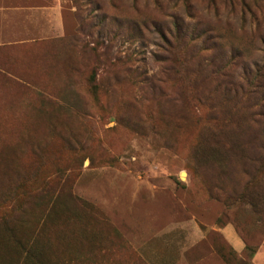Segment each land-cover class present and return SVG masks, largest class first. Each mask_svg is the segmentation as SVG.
<instances>
[{
	"label": "rangeland",
	"instance_id": "374dc122",
	"mask_svg": "<svg viewBox=\"0 0 264 264\" xmlns=\"http://www.w3.org/2000/svg\"><path fill=\"white\" fill-rule=\"evenodd\" d=\"M77 3L81 17L61 0L64 34L0 47V264H128L131 236L159 220L169 222L168 236L192 233L193 217L209 238L202 247L223 252L228 264H264V213L256 211L264 202L244 198L249 181L259 184L255 196L264 194V125L249 119L264 92L255 76L264 68V19L244 21L229 0ZM263 5L253 9L264 16ZM175 16L215 30L222 45L182 49L168 75L163 35L170 38ZM106 49L131 54L139 75L115 79ZM237 50L230 78L252 95L226 99L198 64L227 63ZM148 77L164 82L155 87ZM223 124L230 140L202 134ZM182 220L183 230L171 228ZM214 222L236 227L241 253L208 231Z\"/></svg>",
	"mask_w": 264,
	"mask_h": 264
},
{
	"label": "crops",
	"instance_id": "0c3cea01",
	"mask_svg": "<svg viewBox=\"0 0 264 264\" xmlns=\"http://www.w3.org/2000/svg\"><path fill=\"white\" fill-rule=\"evenodd\" d=\"M64 7L61 0H0V47L64 34L67 29ZM190 221L196 224L192 233H170L168 236L164 229L168 225L170 228L169 222L159 220L145 233L131 236L128 264H228L223 252L215 247H202L201 240L209 238L201 232L196 217ZM171 223L175 230L184 229V220L175 227L174 222ZM217 229L234 251L244 250L245 242L232 223L222 226L208 223L209 232ZM260 253H256V258L261 257Z\"/></svg>",
	"mask_w": 264,
	"mask_h": 264
},
{
	"label": "trees",
	"instance_id": "16d2710c",
	"mask_svg": "<svg viewBox=\"0 0 264 264\" xmlns=\"http://www.w3.org/2000/svg\"><path fill=\"white\" fill-rule=\"evenodd\" d=\"M72 5L76 7V13L78 14L79 11L81 13V8L79 7L77 0H71ZM232 5H240L242 7L241 9V18L244 21H248L250 23H254L256 25H259L264 19L263 14H258L253 7L256 6L258 7L264 0H229ZM261 1V3H260ZM183 2H186V0H183ZM264 6V5H263ZM261 6V8L263 7ZM98 8L101 9V6L98 5ZM79 15V14H78ZM81 17V15H79ZM108 15L105 14L104 17L102 18L103 20H107ZM174 22L175 26L173 29H170V38L166 37L163 35V40H164V45L165 48L164 51L167 54V63L163 67L162 72L163 73H168L173 74L174 72L177 71V57H178V52L181 51L182 49H186L187 51H190L193 48V51H198L205 49L204 46L206 45V48H209L210 46L214 48H220L221 44V36L218 32H216L213 29L207 28V29H199L197 25H192L189 22L184 21L180 16H175L174 17ZM139 23H135V32L137 34H141V29L139 28ZM85 20L82 18L79 19V26H78V31L80 33H85ZM195 54V53H194ZM242 54L237 50L234 51L231 59L232 61H227L218 65L216 60L213 58L205 57L203 59V63L198 64V68L200 69V65L202 64L205 66V68L209 71L208 72V79L211 82L212 90L213 91H218L225 89L226 94L225 98L227 99L230 97L231 93H235L236 95L242 93V94H250L252 95V92H249L245 90L244 88H241L239 91V85H235L234 82L231 81V70L229 69L228 65L230 62H233L234 59L240 58ZM106 58H109V63L106 62L104 66L106 67V70L108 73L112 74L115 79L119 77L121 74L120 72H125L127 74H132V73H137L136 75H139V69L138 67L133 68L130 64V61L132 59L131 54H125L123 55L122 53L119 52H111L110 50L106 49ZM179 63L180 66H184L186 64V61L182 58L179 57ZM233 64V63H232ZM203 68V66H202ZM201 72V71H200ZM203 73V72H202ZM256 79H259V77L264 78V68L258 67L256 70ZM148 81L152 83L153 86L157 87L159 81H163L161 78H147ZM262 80V79H261ZM164 82V81H163ZM205 85V83H204ZM208 87V86H206ZM264 87V84H259L258 88ZM258 88L253 91L255 94L258 92L260 93V90ZM209 92H212L209 90ZM264 93V92H263ZM261 95V99H259L258 102H260V111H256L255 113L250 114V121L255 122L259 125H264V111H261L262 107L264 106V95ZM209 94V93H208ZM214 119H218V116L214 117ZM226 125H221V127H216L212 128L206 125L204 127V131L202 134L210 137L211 139L217 140V142H220L224 139H227L228 137H225V132H227V129L225 128ZM261 135L264 137V128L261 133ZM230 140V139H227ZM259 148H261V151L259 153V161L260 167H264V141L260 143ZM263 176H264V170L262 171ZM264 179V177H263ZM249 184H245L244 186V198L250 200L252 205L254 206L256 204L255 199L262 200L264 202V194L257 193L255 196L254 193L257 192L256 187L257 185L254 182H250ZM249 185V186H248ZM255 207V206H254ZM259 212L264 213V208L261 210L256 208Z\"/></svg>",
	"mask_w": 264,
	"mask_h": 264
}]
</instances>
